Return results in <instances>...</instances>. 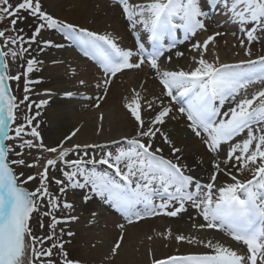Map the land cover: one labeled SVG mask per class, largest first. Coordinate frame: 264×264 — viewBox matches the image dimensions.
<instances>
[{
    "label": "snow or ice",
    "instance_id": "1",
    "mask_svg": "<svg viewBox=\"0 0 264 264\" xmlns=\"http://www.w3.org/2000/svg\"><path fill=\"white\" fill-rule=\"evenodd\" d=\"M117 4L137 36L135 49L122 47V38L111 32L100 34L55 17L45 10L43 0H0V24L9 21L6 28H0V264H81L66 248L75 236L70 225L80 219L74 214L76 197L85 205L98 197L129 225L161 214L178 217L191 207L203 220L193 224L194 228L219 230L243 246L241 254L210 239L173 236L168 229L157 235L174 239L177 245H203L214 253L170 255L153 258L151 264H264V87L249 92L255 82L264 84V54L253 58L252 50L254 43L264 41V0H117ZM217 8L240 33H232L238 42L232 47L243 49L245 58L236 63H222L214 50L217 38L225 35L212 30ZM18 24H27L30 35ZM138 27L147 33L150 47L139 36ZM52 30L102 70L103 78L94 84L78 79L80 87L98 89L102 95L65 91V98L94 100L98 108L113 78L129 69L147 67L158 80L159 95L149 99L134 89L131 99L125 98L133 124L131 135L106 144H81L74 142L80 131L76 128L56 146L44 142L38 118L50 104L52 92L45 89L43 95L48 99H33L40 95L35 86L42 78L33 80L30 74L45 63L32 53L65 48L45 37ZM180 32L184 40L179 43L198 33L210 34L190 44L196 53L191 57L193 67L168 70L162 67L161 58L177 47ZM209 53L212 60L206 58ZM25 55L29 57L25 70L12 74L10 63ZM184 55L175 52L177 58ZM166 60L171 62L172 56ZM51 63L64 62L53 59ZM71 71L76 74V69ZM22 78L20 98L13 94L11 82L19 89ZM22 106L26 114L21 118ZM180 119L205 146L211 169L207 182L192 174L204 165V157L192 166L184 163L183 147L164 130L169 121ZM108 144L116 145L115 151L108 150ZM164 146L173 158L165 157ZM19 168L36 171L25 177ZM36 180L39 183L33 190L25 187ZM96 215L92 213L93 218ZM45 217L49 219L47 234H43ZM33 219L40 235L34 232ZM116 227L123 230L125 225ZM123 238L121 231L112 256Z\"/></svg>",
    "mask_w": 264,
    "mask_h": 264
},
{
    "label": "bare ground",
    "instance_id": "2",
    "mask_svg": "<svg viewBox=\"0 0 264 264\" xmlns=\"http://www.w3.org/2000/svg\"><path fill=\"white\" fill-rule=\"evenodd\" d=\"M132 2L145 3L148 0H132ZM43 4L45 10L59 19L100 34L111 32L122 38L119 41L122 47L132 49L137 47V36L129 29L128 22L124 19L117 0H43ZM213 16L215 24L212 30L225 33L224 36L217 38V47L214 49L219 55L220 61L236 63L244 59L243 49L232 47L233 44L238 43L232 33L240 35L237 26L229 22L219 8L213 12ZM30 23L31 20L28 21V24ZM19 26L30 35L27 24ZM137 32L146 46L150 47L147 33L143 28L138 27ZM208 34L210 33H198L194 39L179 43L184 40V34L178 33L177 47L161 58L162 67L168 70L180 68L188 70L193 67L191 57L196 56V53L190 50V44L195 40L203 41ZM45 37L65 44V48L50 49L44 54L32 53L45 62L39 71L30 74V78L33 80L42 78V83L35 86V91L40 95L32 98L48 99V96L43 95L44 90L48 89L52 92L50 104L41 110V117L38 118L44 142L48 146H56L64 136L76 128H79L80 131L74 138V142L81 144H106L110 140H121V137L131 135L133 124L130 114L124 107V104L128 102L125 98L131 99L134 89L149 99L151 95L161 93V85L149 72V69L147 67L129 69L117 74L113 78L106 99L101 101L100 107L97 108L94 106V100H86L80 96L71 99L65 98L63 92L73 91L91 96L102 95V91L98 89L92 87L85 89L78 85V79L81 78L94 84L97 78H103L102 70L94 61L84 57L79 48L65 40L60 33L54 30L48 31L45 33ZM225 40L228 41L227 44L224 43ZM176 51L184 52V57L177 58ZM168 55L172 56L171 62L166 60ZM25 57L26 61L29 57L27 55ZM206 58L212 60L213 56L209 53L206 54ZM53 59L64 63L53 65L51 63ZM10 67H13L12 63H10ZM71 69H76L75 75ZM254 91V88L250 86L249 92ZM101 125L102 130H99ZM164 130L170 134L177 146L183 147L184 163L192 166L195 165L198 158L204 157V165L196 167V171L192 174L204 178V182H207L208 173L211 171L207 162L209 156L205 146L185 127V120L169 121ZM116 147V145L108 144V150L115 151ZM164 148L165 157L173 158L167 146ZM69 158L74 157L70 156ZM54 174L60 176L59 172ZM225 179L221 178L222 181ZM53 190L55 191V186H53ZM68 199H73L71 194ZM93 212L97 213L95 218L92 217ZM74 214H77L80 219L70 225L75 236L71 238V242L66 245V248L73 258L81 261V264H151L153 258L163 259L170 255L214 253V249L205 248L203 245H188L185 242L177 245L174 239H166L163 235H157V233H166L168 229H171L173 236L183 234L205 240L210 239L220 242L225 247L237 250L241 254L243 252V246L219 230L200 231L194 228L193 224L203 223V220L191 207L178 217H167L161 214L158 217L145 218L129 225L120 213L104 204L98 197L86 205L81 203L79 197H76V212ZM191 217H195V219H190ZM90 221L92 222L90 223ZM117 224H124L125 228L121 230L116 227ZM63 226L60 225V227ZM121 231L124 232L122 246L118 249L117 254L112 256L111 249ZM150 236L151 240L148 239ZM65 239L68 238L65 237Z\"/></svg>",
    "mask_w": 264,
    "mask_h": 264
},
{
    "label": "rangeland",
    "instance_id": "3",
    "mask_svg": "<svg viewBox=\"0 0 264 264\" xmlns=\"http://www.w3.org/2000/svg\"><path fill=\"white\" fill-rule=\"evenodd\" d=\"M9 24V21L5 20L2 24H0V28H6ZM20 24L17 25L18 28H20L19 26ZM252 50H253V58H255L257 55H262L264 54V41H261L259 43H254L252 45ZM26 57L24 56L23 60H17L15 63H12L13 67L11 68V73L15 74L17 72H23L25 70L26 67V61H25ZM23 65V66H21ZM254 90H259V88L264 87V84H261L260 82H255L253 85H251ZM23 88H24V79L22 78L19 84V89L17 88V84L15 82H11V90L13 92V94L17 95L18 97L22 98L23 96ZM26 114V110L25 108L22 106L18 112V116L19 117H23ZM17 122H20L19 120ZM106 167V166H103ZM18 172H24L25 173V177L27 175H31L33 174L34 170L33 169H24V168H19L17 169ZM39 181H31L28 182L25 187L28 188V190H33L37 185H38ZM43 211V210H42ZM33 224L34 227V232L37 235L41 234L40 229L38 228V226L36 225V219H33V221L31 222ZM44 223L46 225V227L43 230V234H47L48 233V228H47V224L49 223V219L47 217L44 218Z\"/></svg>",
    "mask_w": 264,
    "mask_h": 264
}]
</instances>
